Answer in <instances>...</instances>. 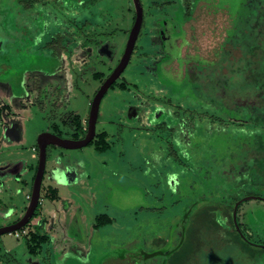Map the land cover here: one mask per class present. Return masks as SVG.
Here are the masks:
<instances>
[{
  "label": "rangeland",
  "instance_id": "obj_1",
  "mask_svg": "<svg viewBox=\"0 0 264 264\" xmlns=\"http://www.w3.org/2000/svg\"><path fill=\"white\" fill-rule=\"evenodd\" d=\"M18 1L0 0V197L10 191L21 210L27 197L19 179L30 184L35 175L37 135L56 126L71 138L74 116L88 118L95 92L121 58L135 10L132 0L53 4L54 12L84 9L88 19L57 58L41 46L53 23L39 40L34 27L17 22L41 14L15 15ZM140 1L133 52L99 104L96 134L105 132L109 148L47 147L33 220H48L47 241L32 244L35 256L26 243L31 227L22 237L1 234L0 264H264V250L249 254L215 241L222 226L234 234L229 194L264 197V169L251 171L258 182L249 175L258 155L252 135H264V82L247 78V38L264 1ZM26 44L38 46L27 57L35 62L24 65L10 56L13 45ZM5 54L22 68L5 67ZM49 186L57 199L43 196ZM238 207L241 225L264 239V201ZM102 215L110 220L97 219Z\"/></svg>",
  "mask_w": 264,
  "mask_h": 264
},
{
  "label": "trees",
  "instance_id": "obj_2",
  "mask_svg": "<svg viewBox=\"0 0 264 264\" xmlns=\"http://www.w3.org/2000/svg\"><path fill=\"white\" fill-rule=\"evenodd\" d=\"M99 1H101V0H89V4L92 6L96 3H98ZM184 1L186 4H188V2H189V0H184ZM260 10H261V13H260V15L258 14L257 20L255 19L256 20L255 25L253 24V27L251 28L252 32H250L249 37L247 38V49H248L247 64H248V72H249L247 78L249 80H259L260 79L259 81L264 82V37H263V35H264V2H261ZM134 17H135V15H134ZM259 50L263 51L262 55L258 53ZM61 53H62V49H59L56 52H54L53 55H54V57L60 58L62 55ZM258 63H260V65L263 66L262 70L261 69L255 70V67ZM254 70H255V72H254ZM250 73L252 75H250ZM94 76L98 77V74H94ZM252 77H254V79H251ZM103 80H102V82H103ZM74 119H75L74 120L75 123L77 124V127L79 128V132L72 133L71 138L78 139V138H81L84 136V134L86 132V128L85 129L80 128V121H79L78 117L75 116ZM58 135L61 136L60 134H58ZM105 137H106L105 132H100L98 134H95V137L93 138V140H91L89 142V144L94 142L95 149L97 151H100V152L105 151L106 149L109 148V144L106 141ZM252 137H253L252 139H254V142L256 144L255 154H258V155L254 156L252 158V161L254 162V164H253L252 168L250 169V172L252 170H254V171L260 170L261 168H262V170L264 169V155L260 154L261 150L264 149V135L255 134V135H252ZM247 168L249 171V166L246 167V171H247ZM252 174L253 173L251 172V174H249V175H252ZM243 175H247V173L243 174ZM259 179H261L260 175L254 173L252 178H251V181L252 182H258ZM32 180H33V178L31 179V182H30L31 185H32ZM25 185H26V183H25ZM244 194L245 193H242V192H233V193L229 194L228 198H230L235 203L241 197H243ZM252 194H254V193L248 192L247 195H252ZM43 196L45 198H49L51 200L57 199L58 195H57L56 188L50 187V186L47 187L44 190ZM256 199L264 201V197L257 196ZM205 210H207V208H205ZM201 212H204L208 215L207 211L201 210ZM200 213H198V214H200ZM38 214H39V207L37 206V208L33 214V217L38 216ZM209 217L211 220L214 218L213 215H210ZM101 218H103L104 221L110 220V218L107 217L106 215H102V216L98 217L97 219H101ZM235 219L238 223V226H239L242 234H240L238 232L237 228L235 227L234 219L232 216L231 222H232L234 234L232 235L230 233V231L225 226L224 227L222 226L221 230L219 232L217 230V232L215 234V237H216L215 241L219 244L225 243V245H227V246L240 244L242 247L245 246L244 248H246L248 250L249 254L253 251L252 249H254V248L259 249L261 251L264 250V246H263L264 245V239L262 237L253 238L251 232L246 230L243 227V225H241V221H239V216H237V214H236ZM43 223H44V219L40 218L39 222L34 226L35 231L29 230L30 236H29V239L26 238V243H27V247L31 253H35L36 252L35 250H37V249H35V247H33L32 244H42V243L47 241V235L42 231ZM263 231H264V228H263ZM203 234H205V236L207 235L205 232ZM189 237H190V233L187 234L186 239H188ZM205 241L206 240H204V242ZM229 251H231V250H229ZM155 252L156 251H154V253ZM148 255H150V254H148ZM189 262H190V260H188L187 264H189Z\"/></svg>",
  "mask_w": 264,
  "mask_h": 264
},
{
  "label": "flooded vegetation",
  "instance_id": "obj_3",
  "mask_svg": "<svg viewBox=\"0 0 264 264\" xmlns=\"http://www.w3.org/2000/svg\"><path fill=\"white\" fill-rule=\"evenodd\" d=\"M53 4L54 5H61V6L64 5V6H67L68 9L70 7H76V6H78V7L84 6V8L85 7L87 8V6L90 5L89 0H19L18 4H17L18 9L15 12V15H16V13L21 15V14H24L25 12H31V11H37V10L39 11V13L41 15L33 17L32 20H30L28 22H26V20H25L23 23H21L19 21L20 19H18V22H17L22 28H27V29L29 28L30 29V28L34 27L37 30V37L39 38V40L41 39L40 36L42 34H44L45 32L47 33L49 31L48 26H49L50 22L53 23L54 30H53L52 36L49 39L46 38V39L42 40V45H41L42 48H45L46 50H48V52L46 54H47V56H50V57H52V56L54 57L53 53L59 49H62V53L64 50H66L67 43H69V41H71L74 38L73 37V29H74V27H78L77 25H79V24H77V23L79 21L83 24L84 23L86 24L88 22V19L84 18L85 15L87 16L86 13L83 14L84 9L81 10V8H80L79 13L75 12V14H69L68 11L62 12L61 10H60V12H54ZM14 27H15V25H14ZM75 30H77L78 37L81 38V36H83L82 30H80V28H75ZM23 31H26V29H23ZM37 46H38V44L37 45L36 44H34V45L26 44L25 46H23L24 47L23 49L26 50L25 52H27V53H26V58L24 57L23 60H21L20 57H22V55L20 56L19 53L23 52L22 51L23 49L21 50V48H19V46L13 45L12 46L13 49L11 48L13 50V53L10 57H13V59L16 58V62L17 61L22 62L24 65L33 63V62H35V59H30V58L28 59L27 57L30 55V53H33V52H31L30 49H33L35 47V50H36ZM7 56L8 55L5 54L2 57V62H4L3 65L5 67L12 68L13 70H17L19 67L22 68V63H21V65H18V68L14 67V66H17V63L16 62L15 63L8 62ZM60 95H61V93H60ZM61 97H62V95H61ZM57 102H59V101H53V105H56ZM76 117H78V116H76ZM78 119L80 121V128H82V129L87 128V119L83 118V120H82V118H80V117H78ZM53 128H54L53 131H51L50 129H47V128L45 130L53 132V133L58 135L59 134L57 132V131H59L58 128H56V126H53ZM71 128H72V133L79 132V128L77 127L76 123L73 126L71 125ZM5 188L6 187H4V185H2V189L0 188V192L4 191ZM8 193H9L8 198L5 199L4 197H0V211H6V215L4 217H0V226L13 223V222L17 221L22 216V214L24 213L25 208L27 206L29 195H30V193L28 195H26V197L27 196L28 197L26 199L27 202L25 203V207L22 208L21 210H19L13 204V202H11L12 198H13V194L10 193V191ZM36 217L32 216L30 218L29 222L24 227H26L27 229L31 227L33 229L32 231H35L34 226L40 220V219H38L36 222H33L34 218H36ZM45 224H46V222L43 223L42 227ZM27 234L28 233H25V234L21 235L20 237L26 236ZM37 252H35L33 254L35 256H38L39 253H37Z\"/></svg>",
  "mask_w": 264,
  "mask_h": 264
},
{
  "label": "water",
  "instance_id": "obj_4",
  "mask_svg": "<svg viewBox=\"0 0 264 264\" xmlns=\"http://www.w3.org/2000/svg\"><path fill=\"white\" fill-rule=\"evenodd\" d=\"M132 2H133L134 10H135V17H134L133 24L128 32V37L125 43L123 53L117 65L113 68L111 73L103 80V82L101 83L97 91L95 92L90 102L89 114L87 118V128H86V132L84 136L78 139L64 138V137H61L47 130L41 131L37 135L36 143H37V148H38V163H37L35 175L32 180V185L30 189V195H29L27 206L25 208L24 213L17 221L7 224V225L0 226V235L5 234V233L10 234L11 232L15 230H18L24 227L29 222L30 218L33 216L39 204L40 197H41V193H40L41 183H42L45 164H46L47 147L49 145H54V146H58L64 149H77V148L87 145L95 137L96 121H97L98 109H99L101 98L103 97L107 89L113 84V82L117 78L120 77L122 71L128 64L131 53L133 51L135 42L137 40L139 31H140L141 24H142L143 7L141 5V1L132 0ZM254 198H257V197L253 195H246V196L241 197L238 201L235 202L234 210H233V219H234L235 227L237 228L240 234H242V232L235 219L238 206L243 201L254 199Z\"/></svg>",
  "mask_w": 264,
  "mask_h": 264
},
{
  "label": "crops",
  "instance_id": "obj_5",
  "mask_svg": "<svg viewBox=\"0 0 264 264\" xmlns=\"http://www.w3.org/2000/svg\"><path fill=\"white\" fill-rule=\"evenodd\" d=\"M82 120H83V118H82ZM32 147H34V146H32ZM12 179H13V177H12ZM21 181V186H23V189H22V193L24 194V196H26V195H28L29 194V192H28V186L30 187V189H31V184H29L28 183V180H23V179H20ZM25 183H26V185H25ZM6 186L8 185L7 183L5 184ZM39 219H40V217H38ZM44 222H48V220L47 219H44Z\"/></svg>",
  "mask_w": 264,
  "mask_h": 264
},
{
  "label": "built area",
  "instance_id": "obj_6",
  "mask_svg": "<svg viewBox=\"0 0 264 264\" xmlns=\"http://www.w3.org/2000/svg\"><path fill=\"white\" fill-rule=\"evenodd\" d=\"M32 149L34 151H37V148L36 147H33ZM40 202H41V199H40L39 203ZM25 233H27L26 227H22V228H20L18 230H15V231L11 232L10 234L13 235V236H15V237H20L21 235H23Z\"/></svg>",
  "mask_w": 264,
  "mask_h": 264
}]
</instances>
